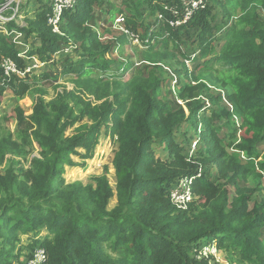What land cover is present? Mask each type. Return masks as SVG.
<instances>
[{"label": "trees", "instance_id": "16d2710c", "mask_svg": "<svg viewBox=\"0 0 264 264\" xmlns=\"http://www.w3.org/2000/svg\"><path fill=\"white\" fill-rule=\"evenodd\" d=\"M6 2L0 0V6ZM102 5L103 0H78L63 10L60 33H55L49 25L53 6L40 0L35 20H27L28 27L19 30L26 41L40 42L31 46L28 59L48 62L68 50L63 73L84 78L83 84H76L94 99L86 102L73 92L50 103L41 97L29 120L17 111L18 140L10 132L1 136L0 166L9 154L27 158L25 147L30 152L36 145L40 157L31 160L26 172L0 171V264H27L38 247L46 251L45 264H211L214 257L203 255V250L213 245L238 264H264V201L259 209L249 210L248 192L236 189L233 197L229 189L237 188L241 179L264 180V24L250 13L258 5L264 9V0H206L204 8L179 29L168 22L184 17L183 0H149L150 10L163 16L162 24L147 23L138 11L129 17L121 10H106L107 23L123 16L129 33L149 40V52L154 50L151 42L159 38L179 42L188 29L201 30L202 52L215 56V62L227 70L221 85L230 92L212 99L215 103L225 99L235 108L225 113L226 131L232 129L235 114L242 119L233 134L223 137L219 131L224 126L201 116L208 108L199 99L210 86L200 80L176 86L188 117L182 106L160 105L158 78L120 81L132 66L114 71L107 58L114 43L104 46L90 24ZM217 6L228 19L238 16L235 30L219 52L215 50L218 27L210 23ZM122 35L117 41L121 44L127 39ZM20 54L13 40L0 33V61L12 60L24 70ZM147 58L153 62V57ZM1 66L0 97L6 91L24 97L31 88L27 77H6ZM103 78L107 81L101 84ZM199 119H204L205 133L200 147L190 153L187 133L179 137L177 133L197 132ZM73 128L75 133L67 136ZM103 133H110L117 143L115 190L107 174L95 177L94 186L67 185L65 167H80L73 157L92 160ZM156 147L168 158H156ZM185 177L193 179L197 200L189 211L181 212L172 204L170 192ZM114 196L117 204L110 208ZM42 229L48 235L41 240L37 237ZM19 232L34 239L25 262L17 253Z\"/></svg>", "mask_w": 264, "mask_h": 264}, {"label": "rangeland", "instance_id": "374dc122", "mask_svg": "<svg viewBox=\"0 0 264 264\" xmlns=\"http://www.w3.org/2000/svg\"><path fill=\"white\" fill-rule=\"evenodd\" d=\"M40 0H7L6 4L0 6V33L8 35L9 39L13 40V43L18 47V51L26 56L27 66L34 62L32 58L28 59V51L32 45L40 44L35 38H31L26 41L25 35L19 32L20 29L28 27L29 19L35 20L36 11L39 9ZM49 5L54 6V0H42ZM251 10V15L257 17L261 23L264 24V9L261 5ZM109 9L121 10L124 14L131 17L132 14L138 13L143 17L147 23L154 25L157 20V13H153L150 10L149 0H103L102 10L95 11L94 17L91 19L90 24L93 26V30L98 34L100 42L107 46L114 43L107 58L113 63L114 71L122 70L124 65L130 64L132 67L129 72L124 73V78L120 81L127 83L132 78H152L156 77L161 81V92L159 96L160 105L168 104L170 108H174L175 105L182 106L185 110L187 117L190 115L188 107L185 102L180 100L177 91V85L194 83L198 80L210 86L208 90L202 93L199 100L207 103V111L202 113L201 116H207L211 119H216V125L224 126L219 134L223 135L229 133L233 134L236 128L242 124V119L239 115L234 116L231 127L232 129H225L227 118L225 113L235 110L233 104L227 100L223 102L215 103L212 99L218 95H226L230 92L229 89H224L221 85V79L224 73L227 71L215 62V56H208L202 52V47L198 42V36L201 32L200 29L190 28L180 36V41L173 42L166 39L159 38V40L151 42L150 46H154V50L149 52V40H139L134 34L129 33L125 43H118L125 25L117 23L116 17L113 23H107V12ZM102 12V13H101ZM240 18V17H239ZM237 15L228 19V15L224 13L220 6H217L213 12V18L210 23L214 27H218L215 32L219 33V37L215 42V50L219 52L224 44L228 41L232 32L236 28ZM9 25H13L9 29ZM227 25V26H225ZM184 27V26H182ZM180 27V28H182ZM179 29V28H174ZM158 35L163 34V31L157 30ZM168 39V38H167ZM166 41V42H165ZM165 43V44H164ZM178 45V50H174V46ZM78 46V45H77ZM69 53L68 50L62 51L56 54L51 61L47 60L46 65L39 64V69H34L22 79H28V84L31 88L26 92L24 97L15 95L12 91H6L0 97V138L3 134L8 132L14 135V140H18L20 137L21 127L18 120V110H22L25 115L26 121L33 115V109L38 99L41 97L45 102L50 103L58 99L60 96L73 92L77 97L80 96L86 102L93 101L94 97L87 91H82L76 82L84 83V78L79 79L76 74L66 75L63 73V65L67 62ZM151 53V54H149ZM197 55V58H195ZM75 59L76 53L71 54ZM147 57L152 58L153 62L148 60ZM195 58L192 62L190 58ZM38 62L40 60L38 59ZM3 60L0 61V66ZM2 67V66H1ZM94 72L89 77H93ZM103 76V75H102ZM101 78V76H100ZM178 79L179 84L175 83ZM107 79L103 78L101 84H104ZM74 102V101H73ZM71 104L74 106V103ZM75 107V106H74ZM75 111L79 114L78 106L75 107ZM197 132L194 130H182L177 133V137L180 135H186L188 137L187 148H190V153L195 152L200 147L201 137L204 135V119L198 120ZM28 128V125L25 124ZM78 127L75 126V128ZM75 128L70 129L67 132V136H72L75 133ZM31 133V132H29ZM237 138L241 135L238 130ZM205 141V137H204ZM18 143H20L18 141ZM262 146V145H261ZM264 148V146H262ZM261 147V148H262ZM26 152L29 153L27 158L19 157L15 154H9L6 157L4 164L0 166L2 173L8 169H15L20 171L21 169L26 172L31 168V160L34 157L39 156V150L36 145L33 148L25 147ZM117 151V143L110 137V133H103L100 137L99 145L97 146L94 158L89 161H84L79 157H73V161L79 164L77 167H65L63 177L66 184L80 183L84 186L95 185V177L107 174L108 179L115 190L116 187V175L113 160ZM82 152V151H81ZM156 158L161 157L167 159L166 153L162 152L159 147L155 148ZM21 173V171L19 172ZM232 196L236 197V189H241L248 192L250 195L249 210L255 208L259 209L264 201V180L259 183L256 179H241L238 181L237 188L229 187ZM197 198L195 197V201ZM117 204V199L114 196L110 202V208H113ZM48 235L46 229H42L38 232V239H44ZM32 235H23L18 233L20 243L17 245V253L19 254V260L26 261L29 246H31L34 240ZM16 253V254H17ZM203 255L214 257V261L211 264H238L236 260L231 261L225 252L218 249L216 245L211 248H205Z\"/></svg>", "mask_w": 264, "mask_h": 264}, {"label": "built area", "instance_id": "2783aa9c", "mask_svg": "<svg viewBox=\"0 0 264 264\" xmlns=\"http://www.w3.org/2000/svg\"><path fill=\"white\" fill-rule=\"evenodd\" d=\"M78 0H54L53 15L49 18V25L53 28L55 33H60V23L63 15V10L65 8L72 7ZM206 0H183L184 6V17L177 21L168 22L169 25L173 28H180L184 26L194 15L195 12L204 8V3ZM174 14H177L174 12ZM158 24H162L164 22L163 16L157 15ZM117 23L124 25L125 19L123 16H119L116 19ZM126 35H129V31L125 28L123 29ZM136 37V36H135ZM138 38V37H137ZM139 39V38H138ZM23 59H27L26 56L19 55ZM197 58V55H195ZM194 58V59H195ZM192 57L190 61L194 60ZM41 62V61H40ZM48 62H38V59H34V62L31 65L27 66L25 61L26 68L24 70H20L17 64L12 60H4L2 63V69L5 72L6 77H12L14 75H19L22 77H26L27 74L34 69H39V64L46 65ZM175 83H178L176 80ZM225 100V99H224ZM198 177H200L198 175ZM193 179L190 177H185L181 179L175 188L170 192V200L172 204L178 211L187 212L190 209V206L195 202V195L192 191ZM47 261V254L44 248L38 247L34 253L32 254L31 259L27 262V264H45Z\"/></svg>", "mask_w": 264, "mask_h": 264}, {"label": "clouds", "instance_id": "9594fccd", "mask_svg": "<svg viewBox=\"0 0 264 264\" xmlns=\"http://www.w3.org/2000/svg\"><path fill=\"white\" fill-rule=\"evenodd\" d=\"M176 80L178 81V79H176ZM176 80H175V81H176ZM177 84H179V81H178V83H177Z\"/></svg>", "mask_w": 264, "mask_h": 264}]
</instances>
